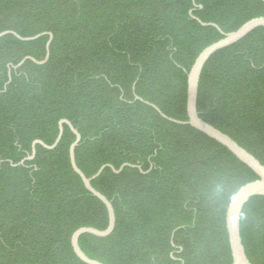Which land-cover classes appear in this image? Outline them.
<instances>
[{"label": "trees", "instance_id": "1", "mask_svg": "<svg viewBox=\"0 0 264 264\" xmlns=\"http://www.w3.org/2000/svg\"><path fill=\"white\" fill-rule=\"evenodd\" d=\"M191 12V15H190ZM247 21L262 0H0V264H84L71 236L105 230L108 213L70 164L115 213L106 238L79 246L103 264H233L226 210L257 176L225 147L185 122L187 78L197 56ZM49 59L43 61L49 35ZM10 71V79H9ZM136 98H139L136 100ZM154 107L159 109L163 117ZM199 117L264 166V28L206 63ZM242 243L264 264V196L244 206Z\"/></svg>", "mask_w": 264, "mask_h": 264}, {"label": "water", "instance_id": "2", "mask_svg": "<svg viewBox=\"0 0 264 264\" xmlns=\"http://www.w3.org/2000/svg\"><path fill=\"white\" fill-rule=\"evenodd\" d=\"M190 15H191V12H190ZM194 19L197 20L203 27L211 26V27L218 29V31H220V33L223 35V38L209 45L208 47H206L197 56V58L195 59L189 71L188 78H187V98H186V112H187L188 120L185 122H179V121L170 119V121L177 123V124L189 125L192 128L206 135L208 138L222 145L230 153H232L240 162L246 165L257 176L256 180L243 185L233 195V197L231 198L228 204V207L226 210V218H225L226 230L228 234V242H229L233 264H251V262L249 261L246 255L245 248L242 243L240 220H241V215H242L244 206L250 201V199L256 196H264V166L253 155H251L248 151H246L244 148L239 146L237 142H235L227 134L221 132L217 128L213 127L209 123L202 120L199 117V113L197 110V99H198V87H199L200 77H201L202 71L206 63L211 58V56L214 55L216 52L239 42L240 40L245 38L248 34L253 32L254 30L258 28H264V17L253 18L247 21L246 23H244L236 31L230 32V33L221 32L219 27L214 24H205L196 18ZM7 35H12L16 37L18 40L23 41V42H29V41H34L38 39L40 36L46 35V34L22 38L14 32L5 31V32L0 33V38L7 36ZM48 35L50 38L46 44V56L43 61H36L35 59L31 57H26L18 65L14 66L13 68L17 69L21 67L27 60H30L37 65L45 64L47 60L49 59V47L52 41V35L51 34H48ZM9 79H10V71H9ZM138 99L139 98H136V100ZM154 108L161 114L159 109H157L156 107ZM161 115L165 117V115L163 114ZM64 125H66L70 129L72 134L75 136V141L72 143L69 149L71 167L73 171L82 180L83 185L86 188V190L103 203L108 213V225L105 230H97L91 227L79 228L71 236V246H72L74 254L84 264H103L97 260L91 259L88 256H86L79 246V239L82 235L89 234L97 238H106L112 234L115 228L116 219H115V213H114L112 203L105 196H103L101 193L95 190L92 187L91 183L94 179H96L97 177L101 175V173L104 171L105 168H110L115 174H118L125 167H133V166L129 164H124L118 170H116L110 165H105L101 167L94 176L87 178L78 168L76 164V160H75V149L81 141V136L79 132L73 127V125L67 120H61L59 122V133H58V136L55 142L51 146L46 145L42 141H39V140L35 141L32 145L31 155L25 158L24 160H22L18 165H23L25 161H31L34 159L35 154H36L37 145H40L47 150L55 149L62 139Z\"/></svg>", "mask_w": 264, "mask_h": 264}]
</instances>
